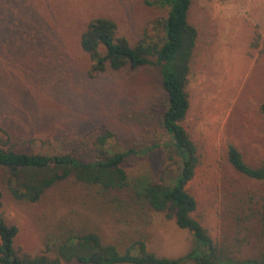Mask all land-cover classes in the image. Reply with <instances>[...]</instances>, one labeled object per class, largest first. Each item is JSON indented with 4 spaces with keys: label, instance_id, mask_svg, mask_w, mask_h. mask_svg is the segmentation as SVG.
Segmentation results:
<instances>
[{
    "label": "rangeland",
    "instance_id": "obj_1",
    "mask_svg": "<svg viewBox=\"0 0 264 264\" xmlns=\"http://www.w3.org/2000/svg\"><path fill=\"white\" fill-rule=\"evenodd\" d=\"M155 1L0 0L2 147L90 160L95 139L108 131L115 135L108 152H136L124 163L133 185L177 175L180 161L170 158L172 138L161 120L168 97L158 67L95 73L80 46L97 18L114 21L117 36L133 47L162 46L169 9ZM187 22L198 31L182 121L200 156L186 186L197 201L193 216L224 256L260 257L264 182L237 172L227 149L242 152L250 167L264 162V0H192ZM10 176L0 167V213L18 226L20 253L54 256L55 242L80 232H96L121 252L143 240L167 257L183 256L194 244L175 219L122 193L71 178L27 202L12 196Z\"/></svg>",
    "mask_w": 264,
    "mask_h": 264
},
{
    "label": "trees",
    "instance_id": "obj_2",
    "mask_svg": "<svg viewBox=\"0 0 264 264\" xmlns=\"http://www.w3.org/2000/svg\"><path fill=\"white\" fill-rule=\"evenodd\" d=\"M152 4L169 9L164 21L165 42L162 46L140 44L133 47L126 39L117 36V24L105 18L88 23L81 35L80 46L91 58L95 73L126 67L133 70L145 66L158 67L161 87L168 97L161 120L172 138L170 158H179L180 161L177 175L159 182L133 185L124 163L136 152L133 149L108 152L105 146L115 138L108 131L95 139L96 155L90 160L72 153L51 155L4 149L0 135V167L11 172L7 184L17 200L38 201L56 182L74 178L80 183L100 186L105 191L122 193L152 211L165 213L167 218L175 219L178 226L192 233V248L180 257L159 256L147 248L145 241L139 240L121 252L114 244H105L96 232H80L55 242L54 256L20 253L14 244L18 226L7 223L0 213V264H62L64 261L84 264H264V252L260 257L246 259L224 256L207 229L193 216L197 201L186 186L195 177L200 156L182 121L190 109L186 85L198 31L187 22L192 0H156ZM261 113L264 118V104ZM0 132L3 133L1 129ZM227 150L229 163L237 172L264 182V162L253 168L247 165L238 149L230 145ZM2 197L0 190V207ZM259 212L264 233V203ZM135 245L137 254L132 252Z\"/></svg>",
    "mask_w": 264,
    "mask_h": 264
}]
</instances>
